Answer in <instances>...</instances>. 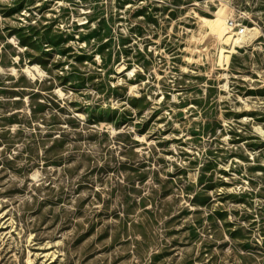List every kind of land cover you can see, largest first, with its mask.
<instances>
[{"label": "rangeland", "instance_id": "obj_1", "mask_svg": "<svg viewBox=\"0 0 264 264\" xmlns=\"http://www.w3.org/2000/svg\"><path fill=\"white\" fill-rule=\"evenodd\" d=\"M0 264H264V0H0Z\"/></svg>", "mask_w": 264, "mask_h": 264}, {"label": "bare ground", "instance_id": "obj_2", "mask_svg": "<svg viewBox=\"0 0 264 264\" xmlns=\"http://www.w3.org/2000/svg\"><path fill=\"white\" fill-rule=\"evenodd\" d=\"M222 11L223 10H219L217 13H214L213 19L200 18L202 23H203V26L205 27V29L208 30L207 34L212 36L214 39H216V41L218 40L220 42L221 46L218 47L219 65L223 64L224 62L227 64L228 59L230 57V54H233L234 52H236L235 51L236 44H238L239 42L242 41V40H240L239 37L234 39L233 38L234 35L230 34L229 29L226 27L225 17L223 15ZM248 31L251 34L250 35L251 37L255 36L254 30L248 29ZM248 38H250V37H248ZM245 42H246V40H245ZM222 45H229V47H228L229 50H226Z\"/></svg>", "mask_w": 264, "mask_h": 264}, {"label": "built area", "instance_id": "obj_3", "mask_svg": "<svg viewBox=\"0 0 264 264\" xmlns=\"http://www.w3.org/2000/svg\"><path fill=\"white\" fill-rule=\"evenodd\" d=\"M227 28L230 32L233 33V35L237 37H241L244 34V29L241 28L234 20H230L227 22Z\"/></svg>", "mask_w": 264, "mask_h": 264}]
</instances>
